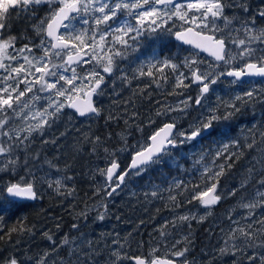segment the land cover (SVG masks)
Returning a JSON list of instances; mask_svg holds the SVG:
<instances>
[{
    "label": "trees",
    "instance_id": "1",
    "mask_svg": "<svg viewBox=\"0 0 264 264\" xmlns=\"http://www.w3.org/2000/svg\"><path fill=\"white\" fill-rule=\"evenodd\" d=\"M248 5L247 14L235 9H227L225 14L231 17L235 13L241 20L251 19L260 7L256 9L250 3ZM58 6L59 4H52L50 7L46 3L28 13L18 15L17 12H12L10 19L6 21L7 27L3 30V39L16 36V49L28 44L36 56L42 55V51L35 48V45L40 44V37L33 31V25L55 11ZM177 23L176 29L181 28V22L177 20ZM256 24L262 27L264 20L257 16ZM220 27H223V24ZM216 35L219 37V33ZM240 36L243 38V33H240ZM175 45L174 54L170 56L167 49L164 51V58H172L178 54V58L173 62L180 64L184 57H190L193 53L188 47L178 43ZM17 63L16 61L15 64ZM76 68L79 69L80 76L84 75L82 72H88L87 66ZM143 70L147 73L148 65L144 66ZM180 70L186 71L183 68ZM66 74L71 76V73ZM165 75L168 77L167 82L159 79V73L155 74L159 79V86L153 82V77L147 75L138 80L130 79L124 85L111 87L104 84L97 95L98 115L80 118L65 107L43 133L34 132L20 146L13 156L19 158V167L15 173L0 172V183L15 182L30 171L32 175L27 178L31 180L35 177L38 198L11 205L0 203V236L3 237L0 239V264H6L12 257H15L19 264H37L46 251L52 253L46 258L47 264H60L61 260L65 264H118L121 260L117 259L114 252L119 257L123 254L126 256L124 264H132L130 258L136 255L146 258L167 256L179 262L188 261L190 264H194L193 261L198 257L200 264H213L209 257L246 258L252 254L251 249L243 250L245 246L242 239L236 246L241 250L236 251L235 255L230 254L232 249L221 254L220 249L225 247V242L218 236L223 234L227 238L231 228L246 227L248 224H252L253 229H261L262 226L257 223L264 220L260 206L259 218H256L257 214L256 217L249 215V209H245L248 211V219L237 213L225 224L220 225L218 218L207 216L206 208L201 206L198 200L192 199L195 193L191 189L194 185H203L204 180L199 170L201 164H196L193 170H190V166L198 155L203 156L211 148L217 149L222 144L221 138L210 147L208 142L212 141L198 139L195 142L202 144H195L198 150L196 146L197 153L192 155L190 152L194 149L191 144H178L164 156L162 163L151 165L139 175H129L126 179L130 182V185L126 186L127 189L124 182V185L116 190L124 188L122 193L115 194V191L108 195L112 192V187L108 186L106 175H102L100 170L106 172L113 159L122 164V168H126L131 154L120 151L121 148L126 144L132 145V142L138 139L147 143V138L161 125L172 121L173 117L178 118V129L182 126L189 127L200 118L202 108H196L194 102L193 107L185 113L175 112L176 116L168 114L167 118L156 116L158 110L169 106V101L178 104L187 96L195 97L199 93L192 87L177 90L182 94L174 93L175 75L171 69H167ZM20 90H23V87ZM255 105L257 111L264 113V103L256 101ZM149 121L153 123L150 124ZM231 126H234L233 122ZM138 128L143 131L137 130ZM23 129L25 127H16L15 131H19L23 137L27 135ZM260 133L262 132L256 134V144ZM253 134L255 133H249L247 137L252 139ZM231 135L234 138L235 131L232 130ZM13 138L15 140V133ZM240 138L242 137L237 136L238 140ZM6 139L1 137L0 140ZM242 144L244 142L240 141V150L246 155ZM236 162L237 159L233 157L231 163L234 168L228 171L226 176H233L231 179L236 185V197H239H232L229 203H235L240 209L242 203L253 201L251 195L254 189H250L246 194L241 192L242 181L237 176V173L241 172L237 171ZM57 180L61 182L59 191L55 183ZM181 182L184 187H176ZM49 183H52V187H49ZM224 185L228 187L227 181ZM173 196L176 197L175 200L171 199ZM221 207L222 204L219 203L213 208L221 210ZM199 209L205 212H200ZM102 215L103 219H100ZM183 216L195 218L182 221L179 218ZM200 217L206 218L200 221ZM235 219L240 223H233ZM73 224L77 227L73 228ZM136 224L139 231L124 230L127 225L135 227ZM21 226L31 231H10L13 228L20 229ZM161 232L165 235L161 236ZM45 234L52 236L53 240H49ZM66 235L73 243L53 251V242L59 245ZM114 241L116 243H113ZM118 245L122 246V249L119 250ZM70 248L76 249L71 256ZM185 249L188 251L184 256L175 255Z\"/></svg>",
    "mask_w": 264,
    "mask_h": 264
},
{
    "label": "snow or ice",
    "instance_id": "2",
    "mask_svg": "<svg viewBox=\"0 0 264 264\" xmlns=\"http://www.w3.org/2000/svg\"><path fill=\"white\" fill-rule=\"evenodd\" d=\"M46 3L50 7L53 3L60 6L33 25V31L40 37V44L35 45V48L41 50L42 55L36 56L33 53V48L28 44L16 49L15 44L18 39L16 36H10L7 40L3 39L2 33L7 27L6 21L10 19L12 12H17L18 15L28 13L33 8ZM229 8L242 11L245 14L249 12L247 0H185L183 4L177 0H0V69H4L8 73L6 76L0 77V137L7 138L0 140V172L15 173L19 167V158H13L15 152L34 132L43 133L53 120L59 117L65 107L74 108L80 116L93 113L98 115L99 110L92 104L91 97L93 93H98L104 76L93 70L82 77L77 73L75 65L88 64L95 60L103 66L104 73L111 74L116 65L115 58L125 55L145 31L149 34L158 30L171 32L176 26L175 21L178 20L181 22L180 27L185 30L176 31V39L187 44H194L196 48L210 52L215 61L214 66L210 65L205 70L201 67L203 61L195 55L184 57L180 64L173 62L175 58H178V54H176L172 58L156 60V63L149 62L147 73L141 66L138 69L139 75L153 77V82L158 86L159 79L167 82L168 77L165 75V71L171 69L176 78V85L173 89L176 94H182L177 90H186L193 85L199 88V93L195 97L187 96L174 107L168 106L158 110L156 116L167 118L169 113H185L193 107V102L196 108L205 107L209 94L215 91L214 86L224 76L232 77L233 84L246 82L244 78L259 77L264 80V26L258 27L256 24L257 16L264 20V9L258 10L251 19L241 20L236 14L231 17L226 15V10ZM125 14H127V18L121 20L120 17ZM34 15L33 12V17ZM132 17H135V24L130 22ZM170 21L173 22V28L166 27ZM73 22L80 23L81 29L77 30ZM220 23L223 24V27H220ZM113 24L117 26L113 27ZM236 24L239 27H234ZM60 29H64V32H61ZM205 32H211L212 35H205ZM217 33H219V38H217ZM240 33H243V38ZM189 36L195 39H189ZM109 37L111 43H108ZM115 45L120 47L117 48ZM105 49H107L106 54ZM21 58L24 63L18 67H12L10 63H5V59L19 62ZM220 67L229 70L221 72L219 71ZM181 68L186 71H181ZM69 70H71V76L66 74ZM156 73H159V79L156 78ZM122 78L128 82L126 76ZM91 80H94L95 83H89V90L84 92V82ZM13 82L15 86H12ZM21 85L24 86L23 90H20ZM34 91L47 95V106L34 113L29 112L23 117L25 120L31 117L37 123L29 124L23 129L22 131H26L27 135L21 137L19 131L8 127L11 123L9 113L20 116L23 109L21 112H17L16 108L23 102L22 98L26 94H33ZM77 94L88 97L87 101L84 104L78 100L73 101V97ZM262 97H264V88L257 89L255 87L243 95L237 94L229 100H223L217 95L216 106L208 107L207 119L198 117L186 130L177 131L178 118L173 117L172 122L164 123L147 138V147L137 144L133 148L126 144L124 148L120 149V151H124L133 148L131 163L127 169L121 170L118 161L113 159L106 172L100 170L101 174L106 175L108 181H116V188H118L129 175H139L151 165L162 163L164 156L178 144L182 145L197 141L205 136H211L216 131L215 123L230 121L241 111V108L237 106L238 103L241 105L256 101L264 103ZM39 99L41 97L32 95V101ZM62 100H67L69 103L65 104L61 102ZM24 108H30V104L25 103ZM221 108L224 109L223 115L219 114ZM149 123L153 122L149 121ZM137 130L143 131L142 128ZM229 131L228 127H224L220 130V134L227 135ZM13 133H15V140ZM259 135L261 141L264 142V133ZM97 140H99L98 137ZM255 146L256 140L255 134H253L252 143L247 144L246 147L253 149ZM137 148L139 150H136ZM233 148L237 151H230ZM240 149L241 145L238 139H232L222 144L213 158V166L204 167L202 173L204 184L194 185L191 189L195 193L192 196L193 200H198L206 209H210L224 198L219 191V178L225 174L226 168H232L233 164L228 161H231L233 157L239 160L244 155ZM113 155L115 154L113 153ZM219 158H223L225 163L219 164L217 168L215 161ZM255 164H259L261 166L259 171L264 172V155L259 159L254 158V166L248 169V175L241 187L247 185L249 180L257 174ZM25 167H27L26 163ZM29 175H32L30 171L15 182L0 183V203L11 205L19 201L36 200L38 196L35 177L33 176V179L29 180L27 178ZM213 180L216 182H211ZM55 183L57 191H59L60 180ZM257 183L260 187H264V177ZM49 187H52V183H49ZM176 187H184V185L181 182ZM202 187L206 190H201ZM116 188H113L108 195H112ZM236 191L237 189H233L229 194L235 195ZM171 199L175 200L176 197L173 196ZM240 206L249 210L258 206L264 207V191L257 190L254 202L242 203ZM249 215H251V211H249ZM194 218L183 216L179 219L186 221ZM205 218L200 217V221ZM100 219H103V215ZM233 223L238 224L237 221H233ZM257 223L262 226L261 229H253L252 224H248L246 227L231 228L225 240V247L220 249V253H227L229 242H231V248L235 255L236 251L241 250L236 248V244L243 239L245 246L243 250L251 249L252 251V254L247 256L248 264H256L257 260L259 264H264V220ZM72 227L76 228L77 225L73 224ZM17 230L31 231L23 226L10 231ZM45 235L49 240H53L52 236ZM164 235L161 232V236ZM0 239L3 237L0 236ZM257 239H259L258 243ZM72 243L73 241L66 235L59 245L53 242L52 250L55 251L59 247ZM74 251L76 249L70 248L69 255L71 256ZM186 251L188 249L177 252L175 255L184 256ZM51 254L46 251L39 258L37 264H47L46 258ZM113 254L117 256V259L120 258L117 253ZM6 264H19V262L15 257H12ZM60 264H65V262L61 260ZM136 264H145V261L136 258ZM151 264H171V261L153 260Z\"/></svg>",
    "mask_w": 264,
    "mask_h": 264
},
{
    "label": "rangeland",
    "instance_id": "3",
    "mask_svg": "<svg viewBox=\"0 0 264 264\" xmlns=\"http://www.w3.org/2000/svg\"><path fill=\"white\" fill-rule=\"evenodd\" d=\"M185 3V2H184ZM53 4H56V3H53ZM183 4V3H182ZM127 18V14H125L124 16H121L120 17V19L121 20H123V19H126ZM74 24H75V27H76V29L77 30H80L81 29V24L80 23H76V22H73ZM177 21H176V23H175V25H176V27H177ZM117 25L116 24H113V27H116ZM86 27V26H85ZM61 32H64V29H62V31ZM19 49V48H18ZM14 54V53H13ZM27 54V53H26ZM145 54V53H144ZM161 57H162V59L161 60H163V59H165L164 58V55L162 54L161 55ZM144 60V62H145V60H146V56H145V58L143 59V56H141L140 54H138V55H136V57L134 58V59H132L131 60V62L133 63V64H137V63H141L142 61ZM199 60H201V61H203V64L201 65L202 67H206V66H208V65H211V66H214L213 64H211L210 62H206V61H204V60H202V59H199ZM15 62L16 61H8L7 59H5V63L6 64H8V63H10L11 65H12V67H18L20 64H23L24 63V61H23V59L21 58V59H19V62L17 63V64H15ZM58 63V62H57ZM101 67H103V66H101ZM209 67H206L205 68V70H207ZM76 71H77V73L79 72V69H77L76 68ZM102 72H100V75H102V76H104V81L106 82V83H109L110 84V86L111 87H113L114 85H118V84H121V85H124L125 83H127V82H125V80L122 78V77H127L128 78V81L130 80V79H134V80H138V79H140V75H139V71H136V70H132V71H116V72H114L113 71V73H111V74H109V73H104L103 72V69L101 70ZM89 72H91V70H89L88 69V72L86 73V72H82V74H84L83 76H86ZM67 73H71V70H69ZM8 73L4 70V69H0V77H3V76H6ZM82 76V77H83ZM133 77H135V78H133ZM92 82V80L91 81H85L84 82V85H83V91L84 92H86V90H87V88H88V85H89V83H91ZM94 84V83H93ZM12 86H15V83L13 82L12 83ZM218 86H221V81L219 80L218 81V83L214 86V89H215V91L218 89ZM224 86V91L226 92V95L224 96V95H222V96H224L225 97V99H223V100H229L230 98H232V97H234V96H236L237 94H240V95H243V93H245V92H247V91H249L251 88H253V87H255V88H257V89H259V88H264V84H259V83H250V84H248L247 86H244V85H240V86H238V87H234L233 89L231 88V82H227L226 84H224L223 85ZM22 87H24L23 85H21V88ZM38 87V86H37ZM78 87H79V85H78ZM37 95V96H39V97H41V99H39V100H36V101H32V95ZM33 94H26V96L24 97V98H22V103L16 108V111L17 112H21V109H23V111L21 112V115L20 116H15L14 114H12V113H9V115L11 116V123L8 125V127L9 128H11V129H14V130H16V127H27L29 124H35V123H37V121H35V120H32L31 119V117H29L28 118V120H25V119H23V117L25 116V115H27L29 112H35V111H37V110H42L43 108H45L46 106H47V95L45 94V93H41V92H36V91H34V93ZM77 95H79V94H77ZM76 96V95H75ZM61 102H63V103H65V104H68L69 103V101H67V100H62ZM25 103H29L30 104V108H27V109H25L24 108V104ZM156 103H158V100H156ZM250 103V102H249ZM249 103H247V104H243V105H241V104H239L238 103V107H240V108H242L241 109V111L238 113V114H236V116L232 119V120H230V121H221V122H217V123H215L214 124V127H218L217 129V132H216V134L215 135H211V136H207V138H210V139H212V142H208V146L210 147L211 145H213V144H215V143H218L219 142V140H220V138H224L225 137V135H221L220 134V130L222 129V128H224V127H228L229 129H230V131H229V133H230V135L232 134V128H231V122H233L234 123V125L236 124V122H237V119L239 118V117H242L246 112H252V111H254L253 109V107H251L250 106V104ZM168 105L169 106H176L177 104H174V103H172V102H170L169 101V103H168ZM208 107H210L209 105H206L205 107H203L202 108V112L204 113V115L203 116H201L200 118H202V119H207V116H206V110H208ZM68 108V107H67ZM69 109V108H68ZM70 110V109H69ZM71 111V110H70ZM220 111H222V112H220V115H223L224 114V109L223 108H221L220 109ZM255 112H258L257 110L255 111ZM263 113V112H262ZM171 116H176V114H175V112H173V113H169ZM197 115H198V113H197ZM237 126H238V124H236V128H237ZM188 127H184V126H182V127H180L177 131H184V130H186ZM228 134V133H227ZM237 136H238V132H235V136H234V138H233V136L231 135L230 136V140H232V139H237ZM219 137V138H218ZM241 137H242V139H241V141L242 142H244V144H242L244 147H245V151L247 152V154L246 155H244L243 157H248V160H249V162L250 163H252V164H254V158L255 159H257V155H256V152L258 151V145L256 144V146L253 148V149H249V148H247L246 147V145L247 144H250L251 142H249L248 141V137H246V136H244V135H241ZM207 138H203V139H207ZM0 139H1V137H0ZM223 142H224V139H223ZM198 143H201V142H195V141H192V142H188V143H185V144H191V146H192V148L194 149V151H191L190 152V154L192 155V154H196L197 152L195 151V149H196V146L197 145H199ZM137 144H139V145H142L143 147L146 145V142L143 140V139H138L137 141H135V142H132V145H130V146H133V148L137 145ZM195 144H197V145H195ZM202 144V143H201ZM133 148H128V149H126V150H124L123 152H125V153H130V154H132L133 153ZM136 150H139L138 148L136 149ZM197 150H198V146H197ZM218 149H215V148H211L210 149V151H208V152H206L203 156H199L198 155V157L195 159V161H194V164H192L191 166H190V170H193L194 168H195V166H196V164H201L200 166H199V170H200V172H201V174L203 173V170H204V167L205 166H209V167H211V166H213V158L215 157V154H216V151H217ZM79 158V157H78ZM72 159H75V158H72ZM71 159V160H72ZM229 163H230V161H229ZM215 164H216V166H217V168H218V164H217V160L215 161ZM231 169H233V167L231 168ZM231 169H228L227 171H231ZM248 175V174H247ZM247 175L246 176H244L242 179H240L242 182L245 180V178L247 177ZM201 178H202V176H201ZM228 180V179H227ZM227 180H219V191L223 194V199L219 202V203H221L222 204V207H221V210H215L213 207H211L210 209H206V211H207V216H211V217H213V218H218V223L221 225V224H225V222L228 220V219H230V218H232L235 214H237V213H241L242 215H244V216H246V218L248 219L249 217H248V211H246L245 210V208H243V207H239L240 209H238L237 208V206L238 205H235L234 203L232 204V203H229V202H227L226 200H227V196L229 195V193H227L225 190H227V189H225V187L223 186V184H224V182H226ZM211 182H216L215 180H213V181H211ZM249 184L246 186H243V187H241V185H240V190H241V192L243 193V194H246L248 191H250V189H252L253 187H254V185H255V182H254V180H249V182H248ZM114 185H116V182L114 181L113 183H112V186H114ZM130 185V182L128 181V180H126L125 181V189H127V187L126 186H129ZM227 185H228V187H230V186H236L235 184H234V180H232V179H229L228 180V182H227ZM209 186H210V183H209ZM202 190H206V189H202ZM124 191V188H122V189H120V190H118V191H116L115 192V194H120V193H122ZM253 194H254V192L252 193V195H251V200H253L252 202H254V200H255V198H253ZM111 200V199H110ZM218 203V204H219ZM226 204V205H225ZM201 206H203V205H201ZM257 209H258V207H257ZM199 211L200 212H205V211H203L202 209H199ZM249 211H251V215L253 214L255 217H256V214H257V217L256 218H259V217H261V214H260V212H257L255 209H252V210H249ZM258 211H259V209H258ZM192 214H194V215H197L196 213H192ZM246 219V220H247ZM236 221H238L237 219H235ZM239 222V221H238ZM111 223V222H110ZM240 223V222H239ZM219 226V225H218ZM124 230H129V231H131V232H137V231H139V229H138V224H136V226L135 227H131V226H129V225H127L125 228H124ZM220 233V231L218 230V234ZM218 237H220L221 239H222V241L223 242H225V240H226V236H224L223 234H221V235H219ZM243 240V239H242ZM236 246H237V244H236ZM228 247H229V249H232L231 248V242H229V245H228ZM118 249L120 250V249H122V246L121 247H119V245H118ZM118 250V251H119ZM182 252V251H181ZM230 254H233V251L232 252H230ZM123 256H124V254H123ZM120 256V262H118V264H124L125 263V259H126V256ZM160 257H163V256H160ZM164 257H167V256H164ZM194 257H196V256H194ZM168 258V257H167ZM149 259V258H148ZM172 259V258H171ZM175 260V259H174ZM177 261V260H176ZM179 262V261H178ZM194 262V264H200V259H198V257L197 258H195V260L193 261ZM245 262L248 264V261H247V257L245 258ZM256 264H259V261L257 260L256 261Z\"/></svg>",
    "mask_w": 264,
    "mask_h": 264
},
{
    "label": "flooded vegetation",
    "instance_id": "4",
    "mask_svg": "<svg viewBox=\"0 0 264 264\" xmlns=\"http://www.w3.org/2000/svg\"><path fill=\"white\" fill-rule=\"evenodd\" d=\"M184 2H185V0L181 1L179 3H184ZM247 3H250L251 6L256 8V9H258L259 7H260V9H264V0H247ZM229 9H231V8H229ZM130 22L132 24H135V17H132ZM175 23H176V21H175ZM221 24L222 23H220V25ZM189 26H191V25H189ZM166 27L167 28H173V22H171V21L168 22ZM180 29H182V28L176 29V26H175V28H173V30L171 32L158 30L157 32L151 33V34H149V32H147V31H145L143 36L138 40V42L136 44H133L132 47L127 50L125 55L115 58L116 59V65L114 67V72H116V71H122V72L123 71H128L129 72V71H132V70L138 71V69H140L141 66L144 67L146 65H149V62L156 63V60L162 61L161 60L162 59L161 55L162 54L164 55L165 54L164 51H166L167 49H168V51L170 53V56L173 55L174 52H175V49H176L175 43H177L175 41V39H174V34H175L176 31H178ZM205 33H210V32H205ZM89 36H91V33H89ZM108 43H111V38L110 37L108 39ZM115 47L118 48L120 46L119 45H115ZM188 48L193 51V53L190 55V57L195 55L196 57H198V59H202V60H204L206 62H210L211 64L215 65L214 59L206 56L205 54L200 53L199 51H197V50H195L193 48H190V47H188ZM133 49H135V50H133ZM161 49H163V51ZM106 52H107V49H105V54H106ZM138 54L143 56V59L146 56V60H145V62L143 60L141 63L133 64L131 62V60L134 59L136 57V55H138ZM153 57H155V59H153ZM80 65L83 66V67L87 66L89 70H91V71L95 70L99 74H100V72H102L101 70L103 69V67H101L102 65L98 64L95 60H92L88 64H80ZM80 65H79V67H80ZM209 66L210 65H208L206 67H209ZM206 67H202V68L205 69ZM228 70H229L228 68H224V67H220V69H219V71H221V72H226ZM232 79H233L232 77H226V76L222 77L220 79L221 86H218V89L216 91H214L211 94H209L208 100L206 102V105H209L210 107H213L214 105H216V103H217V100H216L217 95L222 97V99H225L224 96L226 95V92L224 91V86L223 85L226 84L227 82H231ZM245 81L246 82L240 83V84H233L231 82V88L233 89L234 87H238L240 85L247 86L250 83L264 84V80L255 79V78L246 79ZM91 83L93 84V83H95V81L92 80ZM104 84H108L110 86L109 83H106L105 81H103V83L101 85V88H102V86ZM114 86H116V85H114ZM191 87L193 89H195V90L196 89L199 90V88L197 86H195V85H193ZM96 95H97V93H95V97H96ZM222 95H224V96H222ZM261 99H264V97H262ZM249 104H250L251 107L254 108L253 109L254 111L246 112L242 117H239L237 119V122H236V124H238L237 128H236V124L234 126H231L233 131L238 132V138L241 135H244V136L247 137V135L249 133H255V137H256V134L258 132L264 133V113L259 112V111L255 112L257 110V107H256L255 103L250 102ZM205 113H207V110H206ZM199 115H200V117L204 115V113L202 112V109H201ZM217 128L218 127H215L216 131L213 132L212 135L216 134V132L218 130ZM230 136L231 135L228 132V134L225 135L224 138H221L222 144L226 143V142H229L230 141ZM204 138H207V136H205ZM223 139H224V142H223ZM241 139L242 138H240L239 141H241ZM252 139L248 138V141L252 143ZM204 140L206 142L212 141V139H210V138H207V139H204ZM222 144L219 147H217V149H219L222 146ZM257 145H258V151L256 152V155H257V159H259L262 155H264V142L261 141V136L259 138V141H258ZM230 151L236 152L237 149L233 148ZM245 154H247L246 151H245ZM222 163H225V160L223 158H219L217 160V164L219 165V164H222ZM230 163H231V161H230ZM236 163H237V165H236L237 171L241 172V173H244L243 175H240L241 173H237L238 174L237 176H238L239 180L242 179L244 176H246L248 174V169L250 167L254 166V164L249 162L248 157H242L239 160H237ZM255 167L257 169V174H255L253 176V178L251 179V180H254V182H255V185L253 187V189H254L253 190V192H254L253 198H255V194H256L257 190L264 191V187H260L259 184L257 183L262 177H264V172L259 171V169L261 167L259 164H255ZM227 170L228 169L226 168L225 169V174L222 175L219 178V180H227V179L229 180V179H231L233 177V176L228 177L229 175L226 176V174L228 173ZM228 180H227V182H228ZM223 186L225 187L224 184H223ZM225 189H227V190H225L227 193H231L233 189H236V186H231V187H227V188L225 187ZM234 196H235V198H239L238 196L236 197V193H235V195H230L229 194L227 196V200L226 201L229 202L232 199V197H234ZM254 209H256L257 212H259L257 207L254 208ZM261 210H262V217H264V208L261 207ZM209 259H211V261L214 262L213 264H247L245 262V257H238V256H235V257H224V258L209 257Z\"/></svg>",
    "mask_w": 264,
    "mask_h": 264
},
{
    "label": "water",
    "instance_id": "5",
    "mask_svg": "<svg viewBox=\"0 0 264 264\" xmlns=\"http://www.w3.org/2000/svg\"><path fill=\"white\" fill-rule=\"evenodd\" d=\"M180 1H183V0H177V2H180ZM59 8V7H58ZM61 30V29H60ZM185 29H182V30H179V31H184ZM205 35H212V34H210V33H204ZM189 39H195L194 37H192V36H189L188 37ZM174 39H175V41L177 42V43H180L182 46H184V47H190V48H193V49H195V50H197V51H199L200 53H202V54H205L206 56H208V57H210V58H212V59H214V57L210 54V52H208V51H203L202 49H200V48H196L195 46H194V44H187V43H184L183 41H179V40H177L176 39V36H175V34H174ZM87 57H85V59H86ZM227 77V76H226ZM255 78H259V77H255ZM245 80L246 79H249V78H244ZM89 90V89H88ZM87 90V91H88ZM86 91V92H87ZM87 99H88V97H86V96H83V95H76V96H74L73 97V101H76V100H78L81 104H84L86 101H87ZM91 102H92V104L97 108V106H96V104H95V93H93V95H92V97H91ZM71 111H73L74 113H76L77 114V116L78 117H88V116H91V115H93V114H95V113H93V114H87V115H85V116H80L79 115V113L74 109V108H70V107H68ZM166 123H169V122H166ZM163 126V125H162ZM162 126H160V127H162ZM159 127V128H160ZM158 128V129H159ZM157 129V130H158ZM152 135V134H151ZM148 146V144L145 146V147H147ZM131 159H132V156H131V158H130V161H129V163H128V165L131 163ZM119 165H120V163H119ZM128 165H127V167H126V169L128 168ZM108 167H110V164L107 166V168ZM120 169L122 170V166L120 165ZM108 181V180H107ZM108 183H109V185H110V183H111V181H108ZM122 185V184H121ZM120 185V186H121ZM114 188H116V187H114ZM113 190V189H112ZM31 201H33V200H31ZM217 205V204H216ZM216 205H214V206H216ZM141 259V258H140ZM142 260H144L145 261V264H151V262L153 261V260H157V261H171V264H188V263H177L176 261H174V260H169V259H164V258H161V257H157V258H155V259H152V260H150V261H147V260H145V259H142ZM134 262H135V264H136V258L134 259Z\"/></svg>",
    "mask_w": 264,
    "mask_h": 264
},
{
    "label": "bare ground",
    "instance_id": "6",
    "mask_svg": "<svg viewBox=\"0 0 264 264\" xmlns=\"http://www.w3.org/2000/svg\"><path fill=\"white\" fill-rule=\"evenodd\" d=\"M235 14V13H234ZM81 66V65H80ZM197 90V89H196ZM199 91V90H198ZM81 118V117H80ZM83 118V117H82ZM194 119V118H193ZM194 121V120H193ZM178 128V127H177ZM122 165V164H121ZM124 184H122L121 186H119L118 188H121L122 186H123ZM118 188H116V190L118 189ZM115 190V191H116ZM135 258H141V259H145V260H148V258H146V257H143V256H139V255H136V256H132L131 258H130V260H131V263L132 264H135V262H134V259ZM161 258H164V259H169V260H174V259H171V258H167V257H161ZM174 261H176V260H174ZM176 262H178V261H176Z\"/></svg>",
    "mask_w": 264,
    "mask_h": 264
}]
</instances>
